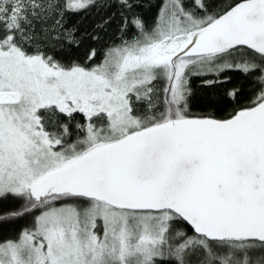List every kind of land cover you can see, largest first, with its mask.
Returning <instances> with one entry per match:
<instances>
[{"label":"snow or ice","instance_id":"1","mask_svg":"<svg viewBox=\"0 0 264 264\" xmlns=\"http://www.w3.org/2000/svg\"><path fill=\"white\" fill-rule=\"evenodd\" d=\"M152 6L0 0V264H264V0Z\"/></svg>","mask_w":264,"mask_h":264},{"label":"trees","instance_id":"2","mask_svg":"<svg viewBox=\"0 0 264 264\" xmlns=\"http://www.w3.org/2000/svg\"><path fill=\"white\" fill-rule=\"evenodd\" d=\"M164 2V0H152L153 6L151 9L145 8V16L149 23L153 20L156 16L159 6ZM218 3H221L222 0H217ZM99 19V16L95 11L86 12L84 14L73 16L72 20L70 21L71 24H79L81 31L88 30L89 32L92 30L94 23ZM115 32V25H113L106 34H104V40L108 41L109 37L113 35ZM227 75L231 76L232 83L228 85V87H232L233 85L236 86H243L245 92L250 90V84L247 78L243 76L240 72H229ZM201 78L199 77H192L191 78V87L194 92H198L202 85L200 83ZM231 110L230 108L228 109ZM193 111H198V109L193 108ZM218 115H224V113H218ZM22 226L21 221L18 224L10 225L5 230L3 235L4 236H14L16 231Z\"/></svg>","mask_w":264,"mask_h":264},{"label":"rangeland","instance_id":"3","mask_svg":"<svg viewBox=\"0 0 264 264\" xmlns=\"http://www.w3.org/2000/svg\"><path fill=\"white\" fill-rule=\"evenodd\" d=\"M21 223H22V225H24L25 223H27V221L21 220Z\"/></svg>","mask_w":264,"mask_h":264}]
</instances>
